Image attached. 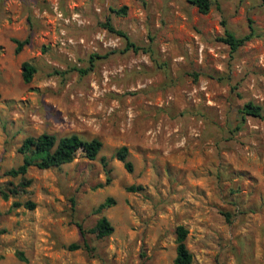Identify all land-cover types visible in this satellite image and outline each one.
Returning a JSON list of instances; mask_svg holds the SVG:
<instances>
[{
	"label": "rangeland",
	"instance_id": "374dc122",
	"mask_svg": "<svg viewBox=\"0 0 264 264\" xmlns=\"http://www.w3.org/2000/svg\"><path fill=\"white\" fill-rule=\"evenodd\" d=\"M210 1L0 0V186L29 181L0 195V264H174L179 224L192 264H264V0ZM225 28L252 38L232 52ZM13 38L28 39L18 53ZM43 132L103 145L5 175Z\"/></svg>",
	"mask_w": 264,
	"mask_h": 264
},
{
	"label": "trees",
	"instance_id": "16d2710c",
	"mask_svg": "<svg viewBox=\"0 0 264 264\" xmlns=\"http://www.w3.org/2000/svg\"><path fill=\"white\" fill-rule=\"evenodd\" d=\"M191 4L195 5L197 9L202 13H207L211 6L210 0H187ZM124 7L122 11H124ZM105 27L114 31L117 34L123 36L127 40V46L133 50H137L138 47L134 45L126 36V34L118 29H115L111 23L106 22ZM252 38V32L238 37L234 35L227 28L223 31V36L220 39L225 42L232 52L236 51L240 46L245 44L246 41ZM15 43L14 51L18 53L23 46L28 42V39H12ZM93 61L91 56L90 63ZM92 65V64H91ZM35 72V67L29 61H23L21 63V76L25 83H29ZM242 113L244 115L261 116V107L252 102H247L242 107ZM102 141L98 137H92L90 139H83L78 134L72 133L62 136H57L54 133L43 132L36 136H26L20 146L18 147L19 153L22 154V162L17 167L10 168L5 171V175L10 176H24L31 166H36L40 169H47L54 166H60L64 163L71 162L78 154L89 160H95L98 157V153L102 148ZM128 148L126 145H121L114 152V157L121 161L124 168L131 172L133 170V164L128 159ZM100 162L103 166H107V160L105 156L100 157ZM109 171V170H108ZM24 179V178H23ZM29 181L24 179L21 184H14L12 186H0V195L7 199L11 195H17L20 192H24L25 187L28 186ZM1 185V184H0ZM139 185H131L127 187L130 191H137L140 189ZM113 200L111 198L106 199L103 203L99 204L97 210L100 211L105 207H108ZM16 203L15 205H18ZM28 207L34 206L31 202H26ZM81 228V225L78 224ZM93 230L100 236H108L113 232V226L109 222L106 216H101L94 226ZM187 228L179 224L175 227V256L173 259L174 264H192V253L187 247ZM17 256L21 260H26L21 251L17 252Z\"/></svg>",
	"mask_w": 264,
	"mask_h": 264
}]
</instances>
